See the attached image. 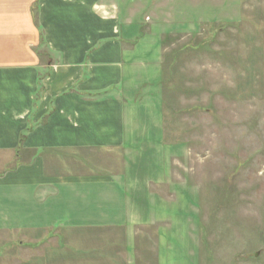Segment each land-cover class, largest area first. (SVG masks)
Wrapping results in <instances>:
<instances>
[{
  "label": "rangeland",
  "instance_id": "374dc122",
  "mask_svg": "<svg viewBox=\"0 0 264 264\" xmlns=\"http://www.w3.org/2000/svg\"><path fill=\"white\" fill-rule=\"evenodd\" d=\"M106 1L132 28L134 122L162 130L139 158L108 153L110 177L130 170L126 264H264V0ZM2 239L0 264L22 258Z\"/></svg>",
  "mask_w": 264,
  "mask_h": 264
},
{
  "label": "crops",
  "instance_id": "0c3cea01",
  "mask_svg": "<svg viewBox=\"0 0 264 264\" xmlns=\"http://www.w3.org/2000/svg\"><path fill=\"white\" fill-rule=\"evenodd\" d=\"M129 28L106 0H0V238L22 257L8 249L10 264L127 263L115 185L130 170L112 162L110 177L108 153L139 158L162 134L123 96Z\"/></svg>",
  "mask_w": 264,
  "mask_h": 264
},
{
  "label": "trees",
  "instance_id": "16d2710c",
  "mask_svg": "<svg viewBox=\"0 0 264 264\" xmlns=\"http://www.w3.org/2000/svg\"><path fill=\"white\" fill-rule=\"evenodd\" d=\"M130 29H132V28H130Z\"/></svg>",
  "mask_w": 264,
  "mask_h": 264
}]
</instances>
